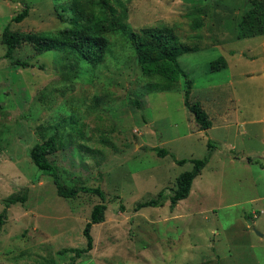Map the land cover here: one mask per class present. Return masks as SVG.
I'll list each match as a JSON object with an SVG mask.
<instances>
[{"label":"rangeland","instance_id":"1","mask_svg":"<svg viewBox=\"0 0 264 264\" xmlns=\"http://www.w3.org/2000/svg\"><path fill=\"white\" fill-rule=\"evenodd\" d=\"M244 0H110L128 29L169 26L178 44L192 47L178 62L192 80L191 102L211 127L198 128L183 103L185 78L170 90L150 89L157 77L142 73L118 29L107 35L109 52L91 66L67 50L34 51L23 43L11 65L3 29L54 34L71 26L67 5L100 14L98 0H0V264H70L86 244L83 228L92 207L105 203L103 221L90 229L92 249L73 264H264V35L237 38ZM205 4L202 25L186 12ZM29 8L20 22L11 18ZM222 57L227 68L211 71ZM263 63V64H262ZM54 138L46 156L65 187H99L97 194L57 195L52 178L32 162L29 149ZM215 148L173 209L168 195L179 173ZM154 148H164L158 155ZM162 206L134 210L144 199Z\"/></svg>","mask_w":264,"mask_h":264},{"label":"trees","instance_id":"2","mask_svg":"<svg viewBox=\"0 0 264 264\" xmlns=\"http://www.w3.org/2000/svg\"><path fill=\"white\" fill-rule=\"evenodd\" d=\"M114 2V0H112ZM100 14L87 13L84 14L77 8V2L74 5H67L71 11V16L64 21L71 23L59 29L54 34H46L42 32H24L12 31L7 25L1 34V42L5 46L4 57L10 61L11 65L26 66V61L13 58V51L23 43L32 45L37 53L49 50H67L75 54L76 57L82 59L85 63L95 66L105 59L109 52L108 33L115 32L118 29H124V33L135 52L136 61L139 63L143 74L150 77L156 76L157 81L154 82L150 89L170 90L179 81L180 77L185 78V89L183 92V103L193 115L194 121L201 130L211 127V121L206 111L198 102H191L189 93L192 86V80L182 70L178 56L180 53L192 49L190 46L178 44L176 37L169 26L159 27H142L139 30L127 28V24L123 21L126 18L125 7H121L119 13L110 4V0H98ZM29 13V8L24 6L20 12L11 18L13 22L22 21ZM206 14L205 4L194 5L186 12V16L191 20V27L198 29L202 25L201 15ZM237 38L253 37L264 35V0H244L242 6V14L237 22ZM226 61L222 57L211 61V71L220 70L225 67ZM55 148V140L50 137L44 142L36 143L29 149V155L32 162L39 170L52 178L56 187L57 195L64 198H73L79 192L97 194L102 200L104 192L99 187H90L85 185H74L65 187L60 181L57 168L47 158L48 153H52ZM215 148L213 143L207 141L208 154L202 158H179L173 159L178 164L187 161L192 163L190 170H185L178 174L175 181L173 192L168 195L169 206L171 209L175 207L179 200L189 195L194 178L199 175L203 167L208 162L210 152ZM158 155H167L168 151L164 148H154ZM161 190L157 197L148 198L138 201L134 205V210H139L146 206H162L167 198ZM26 195H10L5 202V208L0 212V228L5 222L6 208L16 202H24ZM105 203H97L92 207L89 221L83 228V235L86 244L82 248H64L60 252H71V263L89 252L93 246V239L90 229L93 224L103 221Z\"/></svg>","mask_w":264,"mask_h":264},{"label":"crops","instance_id":"3","mask_svg":"<svg viewBox=\"0 0 264 264\" xmlns=\"http://www.w3.org/2000/svg\"><path fill=\"white\" fill-rule=\"evenodd\" d=\"M261 47H262V50L264 51V38H262L261 39ZM226 61V60H225ZM263 64V63H262ZM229 66V62L228 61H226V65H225V67H223V68H227ZM264 67V66H263ZM262 75H264V73L262 72L261 73ZM212 152V151H211Z\"/></svg>","mask_w":264,"mask_h":264},{"label":"water","instance_id":"4","mask_svg":"<svg viewBox=\"0 0 264 264\" xmlns=\"http://www.w3.org/2000/svg\"><path fill=\"white\" fill-rule=\"evenodd\" d=\"M257 233H258L259 236L264 237V234L263 233L258 232V231H257Z\"/></svg>","mask_w":264,"mask_h":264}]
</instances>
